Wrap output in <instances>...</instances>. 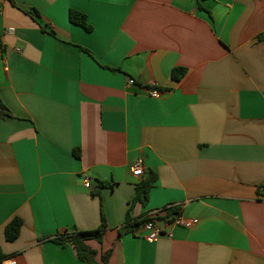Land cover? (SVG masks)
<instances>
[{
  "label": "crops",
  "instance_id": "0c3cea01",
  "mask_svg": "<svg viewBox=\"0 0 264 264\" xmlns=\"http://www.w3.org/2000/svg\"><path fill=\"white\" fill-rule=\"evenodd\" d=\"M103 218L98 264H264V0H0V256L86 264L51 239Z\"/></svg>",
  "mask_w": 264,
  "mask_h": 264
},
{
  "label": "trees",
  "instance_id": "16d2710c",
  "mask_svg": "<svg viewBox=\"0 0 264 264\" xmlns=\"http://www.w3.org/2000/svg\"><path fill=\"white\" fill-rule=\"evenodd\" d=\"M69 20L71 23L81 26L86 31L90 32L92 30V26L88 23L87 16L83 13H80L75 10H70L69 12ZM187 70L183 68H176L172 72V78L175 81L181 80L186 75ZM5 107L1 104V111L3 112ZM74 154L79 157L80 153L79 150L74 151ZM156 182V175L153 172H150L146 178H144L137 186L136 188V196L134 198V201L132 204H135L137 202L142 203L145 205L148 202L149 199V193L152 187L154 186ZM102 186V185H101ZM100 186V187H101ZM175 214L179 213V209L174 211ZM173 211H169V215L165 216L169 219V217L172 215ZM179 215V214H177ZM163 217H155L152 218V220H162ZM131 220V215L128 213L126 221L129 222ZM148 219L142 218L138 219V221H135L134 225L144 224ZM23 222L20 218L16 217L12 221H10L6 227H5V238L9 242L15 241L19 235L22 228ZM132 228L133 225H130ZM129 227V228H130ZM135 227V226H134ZM107 225L105 222V219H102V223L99 226V228L95 231L90 232H81L76 233L72 235L67 236H60L51 239L52 241L56 243H60L62 245H66L67 240L69 239L71 243L74 245V248L76 249L78 259L86 264H98L96 262V256L97 252L93 250L88 244L87 241L96 238L101 241L102 234L106 231ZM107 257V256H106ZM103 264H108L107 258H103Z\"/></svg>",
  "mask_w": 264,
  "mask_h": 264
},
{
  "label": "built area",
  "instance_id": "2783aa9c",
  "mask_svg": "<svg viewBox=\"0 0 264 264\" xmlns=\"http://www.w3.org/2000/svg\"><path fill=\"white\" fill-rule=\"evenodd\" d=\"M9 31H12V29H10ZM153 87H155V86H153ZM150 95L152 97L157 98L160 96V91L158 89H153L150 92ZM132 174L135 177H141L143 175V169H142V166L140 163L136 164L133 167ZM90 182L91 181L88 178H86L84 180V183L86 186H89ZM166 222L171 223L173 225L183 226V227L189 228L192 226L193 221L184 219L182 216L179 215V216L175 217L174 219L168 220ZM142 229L145 232V238L149 242H155L162 237H172V234L165 231V229L163 228L160 221L152 220V218L148 219L143 224ZM0 264H17V261L14 257H1L0 256Z\"/></svg>",
  "mask_w": 264,
  "mask_h": 264
}]
</instances>
